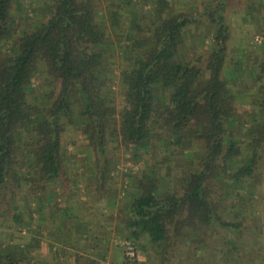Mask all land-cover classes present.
<instances>
[{
    "label": "trees",
    "instance_id": "1",
    "mask_svg": "<svg viewBox=\"0 0 264 264\" xmlns=\"http://www.w3.org/2000/svg\"><path fill=\"white\" fill-rule=\"evenodd\" d=\"M253 1L249 11L264 6ZM228 6L203 0L194 14L193 7L170 12L169 0H44L32 26L17 22L20 0H0V216L12 208L11 223L21 232L49 211L47 231L73 250L67 256L58 248L59 264H106L117 236L135 245L131 264H164L182 244L204 251L215 232L225 234L223 256L254 264L243 256L252 230L244 225L256 200L264 205V43L249 73L228 59ZM188 47L196 49L192 56ZM201 60L205 67L197 66ZM246 77L252 92L241 83ZM116 80L119 104L111 90ZM237 104L248 112L236 113ZM67 127L93 153L83 185L118 212L103 217L89 209L96 212L89 224L76 217L69 229L74 191L64 200L56 187L66 174ZM115 150L137 163L148 154L163 159L118 189ZM40 225L34 237L43 235ZM1 232L0 264H30L34 245L3 243ZM75 234L79 248L70 243ZM122 263L129 264L125 257Z\"/></svg>",
    "mask_w": 264,
    "mask_h": 264
},
{
    "label": "rangeland",
    "instance_id": "2",
    "mask_svg": "<svg viewBox=\"0 0 264 264\" xmlns=\"http://www.w3.org/2000/svg\"><path fill=\"white\" fill-rule=\"evenodd\" d=\"M20 1L21 3H23L24 8L20 16L17 18V22L20 23V25L28 23L29 25L34 26L40 19L44 0ZM142 1L145 0H140V2ZM169 1L171 4V8L169 10L170 12H184L190 10L192 7V9H194V14L202 10L203 0ZM227 2L229 6L225 11V17L231 34V42L228 48V59L234 58L240 61L243 69L249 73V69L253 66L252 57L258 53L260 46L262 45V43H264V6L257 4L252 11H249L247 7L250 4L255 3L253 0H227ZM261 2L264 3V0H261ZM148 9V6L143 5V9L141 11L144 12ZM126 17L129 21V19L133 17V14L127 13ZM194 50L196 49H189L188 47L186 51L187 55L192 56ZM205 52L206 49H204V46L202 48L201 43L199 42L197 54L201 55ZM117 55L118 56L114 58V63L119 68L120 61L118 57H120V54ZM190 60H194L193 57H190ZM197 66L205 67V62L201 60L197 63ZM115 73L117 74V72ZM241 83L243 84V87H248V90L252 92L248 77H246L245 80L243 79ZM119 87L120 86L118 85V81L116 80L111 89L113 91V96L116 98L117 104L120 103ZM238 94L242 95L243 93L242 91H237V95ZM235 112L239 115H242L248 112V108L243 104H237L235 106ZM62 146L63 149H66L65 161L63 162V169L66 171V174L62 176V181L56 182V187H60V198L62 197V199L66 200V197L69 196L67 195V193L70 190H73L75 192V196H73L74 199L84 198V194H86L87 192L89 193L87 199H95V197H93L95 188L86 187L83 185V177L86 178V172L88 173L91 170V162H89L88 157H93V153L88 148L87 143L81 138L80 134L76 132L74 128L67 127L65 133L63 134ZM113 155H115V160L117 161V164L115 163L116 171H114V173L115 178H117L118 189L122 187H125L124 189L129 188L128 186L130 182V175L136 179L139 177L142 169H146L148 166H152V163H154L155 160L162 161L163 159V157H158L153 161L154 156L152 154H148L144 156L143 159H140L137 163V161H133V159L127 154V152H117L115 150ZM175 165L182 166L184 165V163L182 164V162L177 161L174 166ZM259 168L260 174L262 175L260 177H262L261 183L263 187V192H261V195H264V153L262 159L260 160ZM163 169L164 170L162 171V174L166 173L165 168ZM82 174L84 176H82ZM126 174H129V176L126 177ZM74 175H76L75 177L78 181L73 180L74 178L71 179V177H73ZM76 181L78 182L77 184L72 183ZM121 193L120 197H122ZM18 195H20V193ZM22 195L24 196L25 194ZM107 195L111 196V194ZM9 196L10 194L7 196V198H9ZM27 196H29L31 199V195ZM19 202L20 204L25 203V201ZM30 204L32 205L31 202ZM47 204H45V206L47 205V208L53 206L52 201ZM108 204L109 202H107V200L104 199L101 201V199H98L94 206L98 207L100 209L99 211H102V213H100L103 214L104 217L108 214V212H110V209H108ZM3 207H5V205H3ZM115 211L116 210L113 209L111 212L117 215L118 212ZM12 212H14L12 211V208H9V215L0 216V221L1 223H3V225L0 227V231H2V241L3 243H7L8 240L11 239L12 242H15L19 245H34L35 250L32 253V260L30 264H45L46 261H48L49 264H59V261L56 259V255H54L58 248H63L65 251L64 253L67 256H69V252L72 253L71 251L73 250H71L70 247L68 248L63 246L62 240L57 236L55 230H51L50 232L47 231V226L50 225V220H52L53 222V218L50 217L49 211L44 215L46 217L44 218V220L35 219L34 221H32V225H27L26 228H24L21 232L13 228L14 224L12 225L10 218ZM248 214L250 219L244 226L246 227V229L249 228L252 230L246 231V234L244 235V239L247 241L249 240L250 242L247 248L244 247L243 256L246 257L247 252L248 257H251L255 261L254 264H264V205L262 204V202L256 200L252 208L249 209ZM25 218H28L27 214L25 215ZM97 218H95L94 221H96ZM55 221L57 222L58 218H56ZM40 224H42L40 230L41 234L43 235H41L40 238L39 236L34 237L35 234L33 230L35 229L36 225L38 226ZM249 233H253L254 235L252 234V237H249V235H251ZM63 236L67 237L65 235ZM121 241L122 237L119 236L115 237L112 240L110 252L107 258V264H123L122 259L124 257L119 246ZM225 241L226 240L224 232H215L211 237L209 246L207 247L205 245L204 251L199 250L195 252L191 247L187 246L186 244H182L179 246V248L176 249V252L174 253L175 260L172 259L170 262L164 264H237V262L235 263L233 259L230 260V257L223 256V253L226 251ZM70 243L72 246L79 248L78 246L83 242L78 239V237L73 236ZM36 245L39 248H37Z\"/></svg>",
    "mask_w": 264,
    "mask_h": 264
},
{
    "label": "crops",
    "instance_id": "3",
    "mask_svg": "<svg viewBox=\"0 0 264 264\" xmlns=\"http://www.w3.org/2000/svg\"><path fill=\"white\" fill-rule=\"evenodd\" d=\"M74 193H73V196H75ZM87 194H89V193L87 192L86 196L84 194V198H82V199H80V198L74 199L73 197L71 199H68L69 200L68 201V205L71 206V207H74V211H75L74 214H76L75 218L74 217L72 218L74 221L73 220H69L70 222L67 225L68 229L71 228L72 223H75L76 217H79L80 220H82V222H84L86 224H89V220L91 219V217H94V215L96 213V212H94L92 210H95V211H99L100 210L98 207L94 206V204L96 203V201L99 198H97V199L95 198L93 200L87 199V196H88ZM110 197L111 196H108L106 194V198H110ZM104 199H105V197L103 196L101 198V201L104 200ZM77 206H78V208H77ZM89 209H92V210H89ZM96 217H98V215H96ZM75 236L78 237L79 235L75 234ZM110 248H111V244H110ZM106 264H107V262H106Z\"/></svg>",
    "mask_w": 264,
    "mask_h": 264
},
{
    "label": "built area",
    "instance_id": "4",
    "mask_svg": "<svg viewBox=\"0 0 264 264\" xmlns=\"http://www.w3.org/2000/svg\"><path fill=\"white\" fill-rule=\"evenodd\" d=\"M120 246L125 259L129 264L135 260L136 257V247L131 241L120 242Z\"/></svg>",
    "mask_w": 264,
    "mask_h": 264
}]
</instances>
